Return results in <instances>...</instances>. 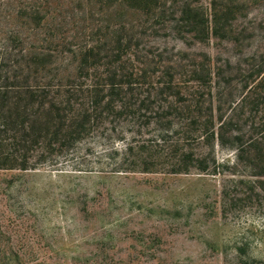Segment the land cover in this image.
Returning <instances> with one entry per match:
<instances>
[{"label":"trees","instance_id":"16d2710c","mask_svg":"<svg viewBox=\"0 0 264 264\" xmlns=\"http://www.w3.org/2000/svg\"><path fill=\"white\" fill-rule=\"evenodd\" d=\"M99 2L109 8L106 24L90 32L92 40L77 41L66 34L64 22L58 20L61 10L53 1L0 0V170L70 162L74 170L101 167L113 174H215L216 160L197 152L195 144L214 147L234 138L243 142L240 150L252 154L258 143L248 134L252 124L245 132L237 117L224 119L212 69L186 65L189 78L182 80L177 72L181 63L155 60L139 40L140 29L158 20L186 41L233 38L246 4ZM254 67L256 88L262 93L264 54ZM98 143L107 150L93 152ZM91 155L95 159L85 162ZM255 175L264 176V166ZM240 253L246 254V249L240 248ZM0 264L52 263L0 220Z\"/></svg>","mask_w":264,"mask_h":264},{"label":"rangeland","instance_id":"374dc122","mask_svg":"<svg viewBox=\"0 0 264 264\" xmlns=\"http://www.w3.org/2000/svg\"><path fill=\"white\" fill-rule=\"evenodd\" d=\"M50 1L77 41L92 40L106 24L109 8L99 0ZM240 1L246 5L233 38L186 41L158 20L140 29L139 40L155 60L181 63L182 80L189 78L186 65L212 69L224 119L237 117L245 132L252 124L248 134L258 142L252 154L234 138L214 147L195 144L216 160L215 174H113L101 167L74 170L70 162L0 170V220L40 258L52 264H264V176L255 175L264 166V89L256 88L254 75L264 54V0ZM94 149L100 154L107 146Z\"/></svg>","mask_w":264,"mask_h":264}]
</instances>
